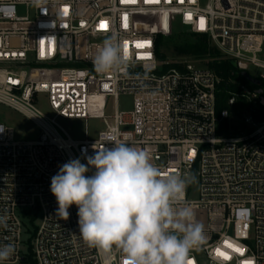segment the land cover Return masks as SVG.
<instances>
[{
    "label": "built area",
    "instance_id": "1",
    "mask_svg": "<svg viewBox=\"0 0 264 264\" xmlns=\"http://www.w3.org/2000/svg\"><path fill=\"white\" fill-rule=\"evenodd\" d=\"M171 25L206 37L223 60L264 83V0H0V106L39 130L36 140L17 141L0 123V217L7 220L0 244L15 246L0 264H30L20 251L22 220L37 216L32 264H121L119 252L83 241L75 205L67 220L56 214L50 191L60 165L86 164L84 155L116 142L147 151L164 172L195 178L185 200L207 240L191 252L192 264H264V122L244 136H217L229 114L215 113L217 75L203 61L157 55L158 37ZM110 37L128 42V63L100 74L93 59ZM247 96L260 102L255 92ZM125 98L130 106L120 109ZM40 102L49 114L36 108ZM69 120L84 123L82 139L64 130ZM89 120L102 124L94 136Z\"/></svg>",
    "mask_w": 264,
    "mask_h": 264
},
{
    "label": "clouds",
    "instance_id": "2",
    "mask_svg": "<svg viewBox=\"0 0 264 264\" xmlns=\"http://www.w3.org/2000/svg\"><path fill=\"white\" fill-rule=\"evenodd\" d=\"M127 63L125 44L115 37L105 39L93 59L100 74ZM94 150L84 155L86 164L69 159L51 178L56 214L67 220L75 205L83 241L105 254L119 252L121 264H190L191 252L207 240L204 225L185 200L195 178L162 171L147 151L124 142ZM0 227H7L6 217H0ZM14 253L12 243L0 244V262Z\"/></svg>",
    "mask_w": 264,
    "mask_h": 264
},
{
    "label": "rangeland",
    "instance_id": "3",
    "mask_svg": "<svg viewBox=\"0 0 264 264\" xmlns=\"http://www.w3.org/2000/svg\"><path fill=\"white\" fill-rule=\"evenodd\" d=\"M147 27H150L149 22H143ZM190 34L186 33L184 30L180 29L176 25H171L167 28V32L161 34L158 39L161 37L162 46L161 53L166 57L169 61H191L192 58H173L171 50L174 45H178L183 42L184 39H187ZM206 63L205 61H203ZM249 75L253 76L256 73V70L252 67L248 68ZM242 93L245 95L251 94V92L246 89L242 90ZM249 101L252 103V107H255V99L250 96ZM93 104L96 108L101 107V101L95 99ZM120 109H127L130 106L129 99H121L119 102ZM36 108L44 113L49 114L48 108L45 102H40L37 104ZM251 117L250 114L241 113L239 111H229L225 122L227 127L225 128V133L231 134L230 137H238L244 136L250 132H252L257 124L254 122L253 118L251 121L246 122V119ZM0 123L10 126L15 131L16 140L17 141H34L39 136V130L37 127L23 117L21 114L5 107L0 106ZM62 127L64 130L72 137L74 140H80L84 135V123L78 120H69L62 121ZM86 127L91 136H94L98 131L102 129V124L99 121L89 120L86 122ZM227 138V137H226ZM41 223L40 217L37 216L34 221H29L28 219L22 220V233H21V253L23 255L27 254L29 251V243L32 238V234L34 229L39 227Z\"/></svg>",
    "mask_w": 264,
    "mask_h": 264
},
{
    "label": "trees",
    "instance_id": "4",
    "mask_svg": "<svg viewBox=\"0 0 264 264\" xmlns=\"http://www.w3.org/2000/svg\"><path fill=\"white\" fill-rule=\"evenodd\" d=\"M162 39L157 40V55L161 61H165L166 57L161 53ZM173 58H192L195 60L205 61L206 66L212 70L219 78V83L215 91V113L219 117L223 111H239L241 113L250 114L256 123L264 122V106L260 102L256 107H252L249 97L242 93V88L254 93L257 89L264 90V83L255 87L244 79L240 70L235 65L223 60L219 52L210 45L206 37L199 35H189L182 43L174 45L171 50ZM176 66V65H175ZM233 100V106H228V101ZM227 124L223 120L216 129L219 137H230L231 134L225 133ZM24 263L31 260V250L24 255Z\"/></svg>",
    "mask_w": 264,
    "mask_h": 264
},
{
    "label": "snow or ice",
    "instance_id": "5",
    "mask_svg": "<svg viewBox=\"0 0 264 264\" xmlns=\"http://www.w3.org/2000/svg\"><path fill=\"white\" fill-rule=\"evenodd\" d=\"M67 13H68V9L65 8V9H64V14L67 15ZM126 19H127V17H125V20H126ZM201 23H203V22H201ZM101 27H102V28H106V27H107L106 23H105V22H102V23H101ZM125 27H127V24H125ZM136 46H137V47H141V46H143V45H142L141 43H137ZM125 53H126V55L128 54V42H125ZM226 244H227V246L230 247V248L233 247V245H231V244H229V243H227V242H226ZM234 250L237 251V252H240V251H241L239 248H235ZM217 251H218V254H219V255L224 256L226 259H230V257H228L225 253L220 252L219 250H217ZM190 264H192V261H190ZM246 264H252V262H251V261H248V262H246Z\"/></svg>",
    "mask_w": 264,
    "mask_h": 264
},
{
    "label": "water",
    "instance_id": "6",
    "mask_svg": "<svg viewBox=\"0 0 264 264\" xmlns=\"http://www.w3.org/2000/svg\"><path fill=\"white\" fill-rule=\"evenodd\" d=\"M242 76H243L244 79H245L246 81H248L251 85H253V86H255V87H258V88L261 86V82H260V81L254 79V78L249 77L245 72L242 73ZM255 94H256L257 96H259V100H260V104H261V106H264V97H262L263 90H262V89H257V90L255 91Z\"/></svg>",
    "mask_w": 264,
    "mask_h": 264
}]
</instances>
